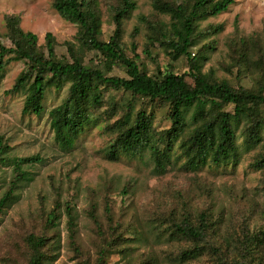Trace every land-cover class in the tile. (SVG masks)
Listing matches in <instances>:
<instances>
[{"label":"trees","instance_id":"trees-1","mask_svg":"<svg viewBox=\"0 0 264 264\" xmlns=\"http://www.w3.org/2000/svg\"><path fill=\"white\" fill-rule=\"evenodd\" d=\"M233 3L234 0H151L152 10L141 15L140 20L145 28L142 52L154 64L152 73L137 50L139 28L133 27L128 44L123 41L124 21L135 9L134 0H108L113 29L107 39L101 38L100 0H52L62 18L78 24L74 40L63 43L68 57L57 54L58 42L51 32L47 31L40 42L36 33L19 26L17 15H6L10 44L0 40V81L11 61H23V68L5 90L6 94L24 93L23 115H40L46 90L68 83L63 100L48 112L54 140L62 148H71L86 127L103 117L110 138L101 152L112 161L122 156L142 158L148 153L156 175L166 172L174 156L183 158V165L189 169L236 161L240 155L237 130L242 143L252 146L261 141L264 129L260 109L264 108V37L239 33L237 27L229 36L228 61L221 62V67L236 82L217 76L212 68L204 73L207 51L213 45L207 43L195 53L192 51L205 35L199 22L226 11ZM154 47L162 49L170 61L161 66ZM83 52L92 53L96 65L82 63L78 56ZM179 57L185 61L183 72H176L173 66ZM113 67H119L125 75L110 74ZM242 78L248 79L250 85L242 84ZM107 89L112 92L105 95ZM151 102L167 107L168 127H154L153 115L146 109ZM175 147L179 152L173 155ZM8 148L0 138V162ZM41 160L36 154L13 160L7 187L0 195V213L30 177L23 166ZM249 167L261 169L264 176V150L255 153ZM52 188L54 196L49 206L45 196L40 195L39 206L28 221L16 222V227L0 239V264H53L60 254L58 227L62 214L66 216L67 244L78 264H109L107 258L114 252L121 255L124 264H159L150 252L134 256L132 243L137 233L127 232V226L114 219L107 203L105 223L96 201L86 211L96 237L94 251L89 250L78 237L74 204L62 199L59 187L52 184ZM178 203L155 218L163 227L158 233H166L179 243L176 253H171L174 264H186L203 255L212 256L211 264H264V230L249 229L246 214L240 215L242 226L233 250L217 239L219 221L208 198L195 208L185 201Z\"/></svg>","mask_w":264,"mask_h":264},{"label":"rangeland","instance_id":"rangeland-1","mask_svg":"<svg viewBox=\"0 0 264 264\" xmlns=\"http://www.w3.org/2000/svg\"><path fill=\"white\" fill-rule=\"evenodd\" d=\"M107 2L108 0H100L103 13L102 39H107L113 29ZM134 2L135 9L124 21L123 41L128 44L133 27L139 28L137 50L148 72L152 73L154 64L142 52L145 28L140 20L141 15L152 10L151 0ZM11 14L18 16L22 29L36 33L40 42L47 31L51 32L58 42L57 54L68 57L63 43L74 40L78 24L62 18L53 8L52 0H0V40L7 45L10 41L7 39L5 16ZM236 27L239 33L264 37V0H234L226 11L199 22L200 31L205 35L192 48L193 53L204 44L213 45V49L207 51L208 60L203 66L204 73L212 68L217 76H225L236 82L221 67V62L228 61L227 42ZM214 29L217 30L213 32ZM15 33L16 27L14 35ZM204 49L205 47L201 49L202 52ZM153 53L161 66L170 61L159 47H154ZM78 59L82 63L96 65L92 53L83 52ZM23 66V61H11L5 67L0 81V138L9 146L0 162V195L7 187L16 157L36 154L42 160L23 166L30 177L20 185L15 199L0 213V239L6 231L16 227V222L28 221L39 206L40 195L45 196L47 206L51 204L54 196L52 184L59 187L63 200L70 199L74 204L79 240L92 252L96 237L94 226L86 212L92 201L97 202L103 223L106 222L104 205L107 203L114 219L122 221L127 226V232L137 233V239H133L132 243L135 247L134 256L150 252L157 257L159 264H174L173 254L179 243L171 240L166 233H158L163 227L155 219L156 215L181 201L195 208L202 206L208 198L210 209L219 221L217 239L224 246L229 244L233 250L242 226L241 214H246L248 219L245 224L249 229L264 230V176L261 169L249 167L255 153L264 150V129L261 141L252 146L242 143L240 131L237 130L240 155L236 161L218 166L206 163L189 169L183 165V158L174 156L166 172L156 175L148 153L142 158L122 156L115 161L103 156L101 149L110 138L103 117L86 127L71 148L60 147L54 140L48 112L63 100L68 83L61 88L49 87L46 90L44 111L40 115H23L21 108L24 93H5ZM173 66L176 72H183L184 58L179 57L173 62ZM110 74L125 75L119 67H113ZM240 82L250 85L248 79L242 78ZM109 92L112 90L107 89L104 94ZM115 94L121 96L119 92ZM166 108L157 102L146 106L147 111L152 113L153 125L158 130L170 124ZM260 109L264 115V108ZM227 110L232 108L228 107ZM189 113L190 111L187 112L188 120ZM115 118L116 116L113 119ZM178 152L179 148L175 147L173 155ZM65 221L66 216L62 214L58 227L61 236L60 254L53 264H78L72 258L67 244ZM107 261L109 264H124L123 258L116 252L111 253ZM212 261L211 255H203L186 264H211Z\"/></svg>","mask_w":264,"mask_h":264}]
</instances>
